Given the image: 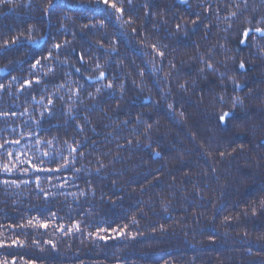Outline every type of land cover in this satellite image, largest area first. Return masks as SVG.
Wrapping results in <instances>:
<instances>
[{
    "label": "trees",
    "instance_id": "trees-1",
    "mask_svg": "<svg viewBox=\"0 0 264 264\" xmlns=\"http://www.w3.org/2000/svg\"><path fill=\"white\" fill-rule=\"evenodd\" d=\"M262 17L264 0H0V260L264 264Z\"/></svg>",
    "mask_w": 264,
    "mask_h": 264
},
{
    "label": "snow or ice",
    "instance_id": "snow-or-ice-1",
    "mask_svg": "<svg viewBox=\"0 0 264 264\" xmlns=\"http://www.w3.org/2000/svg\"><path fill=\"white\" fill-rule=\"evenodd\" d=\"M7 2H10V0H7ZM103 2H104L106 5L109 4V0H103ZM182 2H186V0H182ZM109 6L112 7V8H115L117 11H122L121 9L117 8V5H116L115 3H112V4H110ZM233 15H234V14H233ZM262 19H264V17H262ZM177 27H179V25H178ZM256 31H257V32H260L261 35H264V28H259V27H258V28H256ZM244 35L247 36L248 33L246 32V33H244ZM13 43H16V41L14 40ZM54 47H56V48H60L61 46L57 44V45H55ZM49 55H51V52L49 53ZM160 55L162 56L163 53H160ZM39 63H40V61H36V64L33 65V68H35ZM98 67H99V66H98ZM209 67H211V65H209ZM240 67L243 68L244 65L241 64ZM77 71H79V69H77ZM100 75H101V77H103V76H104V73L101 72ZM37 82H39V81H37ZM2 87H3V85H0V88H2ZM108 87H111V85L109 84ZM98 91H99V90H98ZM0 115H6V113H0ZM227 115H228V113H224L223 115H221V116L219 117L220 121L223 122V121L225 120V118H226ZM14 143H19V141H18V140H17V141H14ZM3 147H4V145L0 144V148H3ZM70 150H71V151H75V149H70ZM45 155H47V153H45ZM8 156L11 157V156H12V153L9 152V153H8ZM64 166H65V165H61L60 167L63 168ZM0 170L8 171V172L12 171L11 167H9V165H8L7 163L0 164ZM59 170H60L59 168H58V169H48V171H59ZM4 183H8V181H5ZM134 222H135V221H134ZM32 225H35V226H37V227H41V228H45V229L49 227V224H48L47 221H41V220H39V219H36L35 221H34V220H29V221H28V226H32ZM125 227H126V226H125ZM101 231H105V230L102 229ZM114 231H115V230H114ZM121 231H122V230H121ZM99 238H100V239H105L104 236H100ZM22 243H23L22 241H13V242H12L13 245H20V244H22ZM4 246H5V245H4L3 241H0V247H4ZM0 264H9V261H7V260H0Z\"/></svg>",
    "mask_w": 264,
    "mask_h": 264
}]
</instances>
